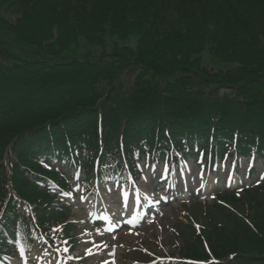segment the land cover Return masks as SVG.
I'll list each match as a JSON object with an SVG mask.
<instances>
[{
	"label": "trees",
	"instance_id": "trees-1",
	"mask_svg": "<svg viewBox=\"0 0 264 264\" xmlns=\"http://www.w3.org/2000/svg\"><path fill=\"white\" fill-rule=\"evenodd\" d=\"M202 2L0 0V183L6 161L43 171V152L63 155L81 143L94 150L99 130L106 150L121 138L126 153L168 141L207 145L213 137L220 152L235 140L238 152L264 154V48L257 43L264 0H215L199 11ZM18 3L24 7L16 11ZM133 36L136 51L121 46L94 61L62 58L79 37L105 46ZM206 47L231 69L202 68ZM134 68L142 79L125 83L121 77ZM215 83L230 91L220 94ZM17 182L19 194L35 201L36 187ZM254 186L224 192L225 205L207 213L202 236L218 262L209 263L199 237L184 238L182 255L206 264H264V180ZM224 239L226 255L217 256Z\"/></svg>",
	"mask_w": 264,
	"mask_h": 264
},
{
	"label": "rangeland",
	"instance_id": "rangeland-1",
	"mask_svg": "<svg viewBox=\"0 0 264 264\" xmlns=\"http://www.w3.org/2000/svg\"><path fill=\"white\" fill-rule=\"evenodd\" d=\"M211 3L214 4L215 0H203L201 4H198V10L200 11L201 5L204 6L205 3ZM227 3V2H226ZM13 9L16 11H19L21 7H24L23 3H18L12 5ZM13 15H11L12 17ZM261 27V25H259ZM262 34V35H260ZM78 44L77 46H74L75 44H72L71 50L65 52L62 56L63 60H71L72 58L74 59L75 57H79L81 59H87V60H95L96 58H100L102 55H107V54H115L118 52L117 49H120L121 46H128L130 49L133 51L137 50V42H138V37L133 36L129 38L126 43H121L118 42L116 43L112 38H110L105 46H100V45H92L91 43L87 42L84 40V38L79 37V41H77ZM257 43L261 45L264 48V28L261 27L259 29V36L257 39ZM209 48L206 47L201 52V58H202V68L208 69L209 73H219V72H226L227 70L231 69V67L234 65L231 62H227L223 60V58H215L214 55L209 52ZM120 54H117L116 56H112V58H119ZM61 59V58H55ZM136 70H142L141 68H134V71L127 72L128 74H124L121 79L125 81V83L133 84L135 79H137L139 76L136 74ZM149 74L152 73L151 70L148 72ZM121 76V75H120ZM142 79V77H139ZM166 79L171 80L172 77H167ZM211 87H216V89L220 90V94H223L225 92H228L230 90L228 89H223L222 86L218 85L215 83V85H211ZM6 133V132H5ZM7 134V133H6ZM8 137V135H7ZM6 137V138H7ZM260 169V168H259ZM258 169V171H259ZM197 170H200V168L196 165H194L192 162H189L185 164L184 166V171H181L180 173L177 174V176H180V181L186 185H189L190 187H187V190L189 193H191L190 189L196 190L194 195L199 196V194L205 195L210 197L212 194L214 188H213V179H208L209 176H206L207 174L202 173L199 171V177L196 176ZM223 174L225 177H228L230 175V171L228 168L221 169L220 174ZM167 177L170 176L169 174H166ZM217 176V175H216ZM143 190V189H142ZM144 191V190H143ZM187 192V194H188ZM147 194H151V192H146ZM0 194L2 195V198L5 196V191L3 188L0 187ZM204 196V197H205ZM35 197H38V195H35ZM203 197V198H204ZM115 196H106V200L108 204L114 205L117 203V201H113ZM180 200H175L171 204L165 206V210L163 214H160L158 217H156L154 220H152L151 223L148 225L142 227L139 230L135 231H129V232H124L121 233L119 236L118 241H115V245H118V252L122 251L120 254L119 258V263H131L132 256H135V254L132 252V245L136 244L139 246V248L154 253V255H157L159 257L163 256H169V255H178V246H181L182 243L178 239L176 242L175 239H172V230L173 226L172 224L175 223L176 219H182L185 221L183 218L179 217V213L183 214V207H180ZM123 211V210H121ZM121 211L118 212L119 215H121ZM261 210H258L256 214H260ZM74 212L71 213V217H74V219H78L79 221V226L81 227L83 225L82 220L80 218V215L75 212L76 214H73ZM250 216L256 215L252 214L251 212ZM264 219V215H263ZM199 220L198 222H200ZM178 229L181 231L182 230V225L178 224ZM84 233V240L79 244L77 251L80 252L82 249H84V252H86V248L90 249L91 248V242L90 238L92 236V232L89 231L87 233V230H83ZM186 233V232H184ZM239 236V235H237ZM242 236V234H241ZM229 237V236H228ZM227 237V238H228ZM244 238V236H243ZM241 239V238H239ZM225 240V239H224ZM229 244V240L226 239L224 242L220 244V246L215 249L214 248V254L217 256H225V253H220L223 246ZM108 245H112L108 242ZM97 249V248H96ZM240 250V249H237ZM93 252V250H91ZM126 251V252H125ZM241 251V250H240ZM231 252V251H230ZM129 259V260H128ZM132 259V260H131ZM91 260V258H89ZM18 263V262H17ZM15 264V262L13 263Z\"/></svg>",
	"mask_w": 264,
	"mask_h": 264
},
{
	"label": "snow or ice",
	"instance_id": "snow-or-ice-1",
	"mask_svg": "<svg viewBox=\"0 0 264 264\" xmlns=\"http://www.w3.org/2000/svg\"><path fill=\"white\" fill-rule=\"evenodd\" d=\"M167 135V133H165ZM146 147V145H144ZM133 155H138L137 153H133ZM152 156V162L149 163L147 159V155L145 159L141 160L140 163L143 165V169L140 173L137 174L136 183L139 184V186L145 191V192H155L157 189L160 191H163V185L160 184V181L162 177L164 178L165 182L167 181V175L171 173V165L169 163H165L162 168H160L156 161L157 159H163L158 153L151 154ZM197 163H200L198 160ZM135 165V162H134ZM67 174V173H66ZM196 176L199 177V170L196 172ZM177 179H180V176H177ZM167 194L162 195L159 197L160 201H163L166 199ZM119 198V194L117 193V199ZM81 199H84L81 197ZM22 210V209H21ZM65 244L68 243L67 240L63 241ZM107 247V245H105ZM97 248H99V245H97ZM45 253L47 254V249H44ZM59 251V249H57ZM64 252H68L67 248L63 249ZM86 254L91 255V249H86ZM71 258H79V257H69ZM60 264V262H58ZM102 264H108L107 261H102ZM114 264V261H113Z\"/></svg>",
	"mask_w": 264,
	"mask_h": 264
}]
</instances>
